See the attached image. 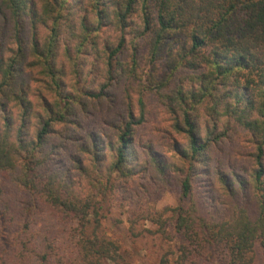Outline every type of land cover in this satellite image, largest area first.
Here are the masks:
<instances>
[{
	"label": "trees",
	"instance_id": "obj_1",
	"mask_svg": "<svg viewBox=\"0 0 264 264\" xmlns=\"http://www.w3.org/2000/svg\"><path fill=\"white\" fill-rule=\"evenodd\" d=\"M130 182L180 189L158 264H264V0H0V264H130Z\"/></svg>",
	"mask_w": 264,
	"mask_h": 264
},
{
	"label": "rangeland",
	"instance_id": "obj_2",
	"mask_svg": "<svg viewBox=\"0 0 264 264\" xmlns=\"http://www.w3.org/2000/svg\"><path fill=\"white\" fill-rule=\"evenodd\" d=\"M119 103L110 112L120 110ZM108 117V118H111ZM162 115L154 105L148 115V121L139 127L138 136L143 139L159 140L160 134L155 129L156 126L163 125ZM104 126V125H103ZM104 128L110 131L109 126ZM148 185V181L145 182ZM16 197L20 196L16 190L8 188ZM117 199L111 193L106 201L101 204L99 213V224L102 232L116 239L120 246V251L126 261L130 264H158L161 254H163L175 240L163 239L155 233L157 225L147 219L149 210H162L165 207H174L179 203L180 189L175 185L161 187L155 192L148 194L142 188H138L135 182H130L126 187H119L116 191ZM93 215H91V218ZM21 221L15 225H7L2 231L3 247L16 249L18 228ZM52 229L56 230L55 226ZM171 235L174 231L172 226L168 227Z\"/></svg>",
	"mask_w": 264,
	"mask_h": 264
}]
</instances>
